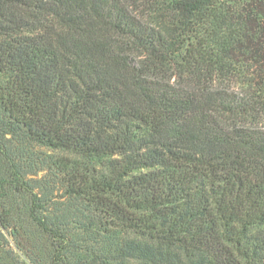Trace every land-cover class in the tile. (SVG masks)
<instances>
[{
    "label": "trees",
    "instance_id": "1",
    "mask_svg": "<svg viewBox=\"0 0 264 264\" xmlns=\"http://www.w3.org/2000/svg\"><path fill=\"white\" fill-rule=\"evenodd\" d=\"M0 77L7 158L69 153L51 264H264V0H0Z\"/></svg>",
    "mask_w": 264,
    "mask_h": 264
},
{
    "label": "rangeland",
    "instance_id": "2",
    "mask_svg": "<svg viewBox=\"0 0 264 264\" xmlns=\"http://www.w3.org/2000/svg\"><path fill=\"white\" fill-rule=\"evenodd\" d=\"M10 146L13 160L0 150V205L10 212L9 227H0L4 235L0 236V264H51L52 240L31 217V206L37 196L50 199L49 209L67 203L65 185L53 162L69 153L17 138ZM15 164L23 169L25 185L15 181Z\"/></svg>",
    "mask_w": 264,
    "mask_h": 264
}]
</instances>
